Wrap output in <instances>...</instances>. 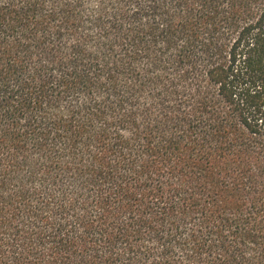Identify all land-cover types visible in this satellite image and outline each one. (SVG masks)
<instances>
[{
	"label": "trees",
	"instance_id": "obj_1",
	"mask_svg": "<svg viewBox=\"0 0 264 264\" xmlns=\"http://www.w3.org/2000/svg\"><path fill=\"white\" fill-rule=\"evenodd\" d=\"M0 264H264V0H0Z\"/></svg>",
	"mask_w": 264,
	"mask_h": 264
}]
</instances>
